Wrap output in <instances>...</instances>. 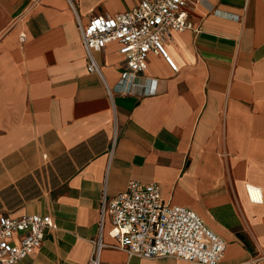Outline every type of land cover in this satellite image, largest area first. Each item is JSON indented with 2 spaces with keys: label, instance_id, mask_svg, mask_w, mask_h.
Wrapping results in <instances>:
<instances>
[{
  "label": "crops",
  "instance_id": "1",
  "mask_svg": "<svg viewBox=\"0 0 264 264\" xmlns=\"http://www.w3.org/2000/svg\"><path fill=\"white\" fill-rule=\"evenodd\" d=\"M140 1L0 0V216L53 219L19 264H90L100 237V264H199L111 246L102 199L130 180L195 211L227 244L218 264H264V0H200L165 37L177 71L152 51L122 82L111 42L90 72L80 25Z\"/></svg>",
  "mask_w": 264,
  "mask_h": 264
},
{
  "label": "built area",
  "instance_id": "2",
  "mask_svg": "<svg viewBox=\"0 0 264 264\" xmlns=\"http://www.w3.org/2000/svg\"><path fill=\"white\" fill-rule=\"evenodd\" d=\"M200 0H141L132 9L114 15L92 16L80 25L82 43L88 59V70L100 73L94 52L117 42L125 57L121 81L134 85L147 68L149 53L163 55L174 70L177 64L167 55L165 37L174 31L193 27L190 10ZM149 93L156 88L151 85ZM146 92V91H145ZM148 92V91H147ZM251 201L261 203V187L246 184ZM112 223L110 234L117 240L113 247L129 256L156 258L171 256L199 264H218L227 244L214 233L192 209L164 201L157 182L130 180L127 188L102 199L101 223L105 215ZM53 226L50 215L26 214L18 218L0 216V264H19L41 245ZM107 246L101 237L94 241L90 264H100L101 250Z\"/></svg>",
  "mask_w": 264,
  "mask_h": 264
}]
</instances>
